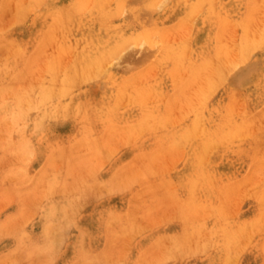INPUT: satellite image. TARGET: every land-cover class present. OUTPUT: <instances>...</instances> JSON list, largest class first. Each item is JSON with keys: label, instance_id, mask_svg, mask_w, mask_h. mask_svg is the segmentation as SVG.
<instances>
[{"label": "rangeland", "instance_id": "374dc122", "mask_svg": "<svg viewBox=\"0 0 264 264\" xmlns=\"http://www.w3.org/2000/svg\"><path fill=\"white\" fill-rule=\"evenodd\" d=\"M23 1L0 0V264H264V0Z\"/></svg>", "mask_w": 264, "mask_h": 264}, {"label": "bare ground", "instance_id": "6f19581e", "mask_svg": "<svg viewBox=\"0 0 264 264\" xmlns=\"http://www.w3.org/2000/svg\"><path fill=\"white\" fill-rule=\"evenodd\" d=\"M19 1H20V0H19ZM22 1H23V0H22ZM24 1H25V0H24ZM24 1H23V2H24ZM26 1H27V0H26ZM79 1H80V0H79ZM82 1H83V0H82ZM87 1H88V0H87ZM87 1H86V2H87ZM92 1H93V0H92ZM107 1H108V0H107ZM112 1H113V0H112ZM122 1H123V0H122ZM124 1L126 2V0H124ZM132 1H133V0H132ZM139 1H140V0H139ZM153 1H154V0H153ZM162 1H163V0H162ZM168 1H169V0H168ZM168 1H167V2H168ZM188 1H189V0H188ZM196 1H198V0H196ZM208 1H210V0H208ZM80 2H81V1H80ZM86 2H85V4H86ZM100 2L102 3L103 1L101 0ZM104 2H106V0H105ZM104 2H103V3H104ZM108 2H110V1H108ZM158 2H159V1H158ZM164 2H166V1H164ZM189 2H190V1H189ZM192 2H193V1H192ZM194 2H195V0H194ZM194 2H193V3H194ZM202 2H203V1H202ZM211 2H212V1H211ZM259 2H260V1H259ZM13 3H14V2H13ZM25 3H26V2H25ZM95 3H96V2H95ZM129 3H130V2H129ZM195 3H196V2H195ZM203 3H204V2H203ZM206 3H207V1H206ZM17 4H18V3H17ZM42 4H43V2H42ZM42 4H40V5H42ZM81 4H82V2H81ZM85 4H84V5H85ZM147 4H148V3H147ZM155 4H156V3H155ZM199 4H201V2H200ZM199 4H198V6H199ZM212 4H213V2L211 3V5H212ZM263 4H264V3H263ZM13 5H14V4H13ZM35 5H36V3H35ZM43 5H44V4H43ZM78 5H80V4H78ZM103 5H104V4H103ZM107 5H108V3H107ZM109 5H110V4H109ZM119 5H121V3H119ZM149 5H150V4H149ZM163 5H164V4H163ZM193 5H194L193 7H195L196 4H193ZM202 5H204V4H202ZM213 5H214V4H213ZM260 5H262V3H261ZM1 6H2V5H1ZM76 6H77V5H76ZM76 6H74V7H76ZM82 6H83V4H82ZM125 6H126V5H125ZM125 6H124V7H125ZM147 6H148V5H147ZM155 6H156V5H154L153 7L155 8ZM160 6H162L161 3H160ZM198 6H196V7L199 8L200 6H199V7H198ZM204 6H205V5H204ZM204 6H203V7H204ZM215 6H216V5H215ZM12 7H13V6H12ZM17 7L19 8L20 6L17 5ZM77 7H78V6H77ZM83 7H84V6H83ZM105 7H106V6H105ZM117 7H118V6H117ZM119 7H120V6H119ZM119 7H118V8H119ZM124 7H123V8H124ZM193 7H192V9L194 10ZM205 7H206V6H205ZM251 7H252V6H251ZM261 7H262V6H261ZM106 8H107V7H106ZM159 8H160V7H159ZM11 9H12V8H11ZM79 9H80V8H79ZM86 9H88V8H86ZM119 9H120V8H119ZM119 9H117V11H118ZM126 9H128V8H126ZM132 9H133V8H132ZM156 9H157V8H156ZM201 9H202V8H201ZM83 10H84V9H82V11H83ZM100 10H102V9H100ZM115 10H116V9H115ZM190 10H191V9H190ZM190 10H189V13L187 12V14H193V13H190ZM213 10H214V8H213ZM220 10H221V9H220ZM258 10H262V9H258ZM11 11H12V10H11ZM84 11H86V10H84ZM84 11H83V12H84ZM145 11H146V10H145ZM147 11H148V10H147ZM191 11H192V10H191ZM199 11H200V9H199ZM0 12H1V11H0ZM149 12H150V11H149ZM196 12H197V11H196ZM12 13H13V11H12ZM42 13H43V12H42ZM118 13H119V12H118ZM130 13H131V12H130ZM130 13H129V15H130ZM197 13H198V12H197ZM246 13H247V12H246ZM252 13H253V12H252ZM255 13H256V12H255ZM123 14H124V13H123ZM142 14H143V16L145 15V13H142ZM248 14H249V12H248ZM6 15H7V14H6ZM105 15H106V14H105ZM121 15H122V14H121ZM131 15H133V14H131ZM131 15H130V16H131ZM116 16H117V15H116ZM119 16H120V15H119ZM127 16H128V15H127ZM190 16H191V15H190ZM195 16H196V15H195ZM195 16H193V17L196 18ZM214 16H215V12H214ZM258 16H259V15H258ZM3 17H4V15H3ZM128 17H129V16H128ZM185 17H186V16H185ZM188 17H189V15H188ZM188 17H187V18H188ZM261 17H262V16H261ZM136 18H138V17H136ZM136 18H135V19H136ZM151 18H152V17H151ZM225 18H226V17H225ZM2 19H3V18H2ZM182 19H184V18H182ZM182 19H181V20H182ZM5 20H6V19H5ZM75 20H76V19H75ZM188 20H189V19H188ZM191 20H192V19H191ZM225 20H226V19H225ZM227 20H228V19H227ZM227 20H226V21H227ZM256 20H257V16H256ZM6 21H7V20H6ZM8 21H9V20H8ZM8 21H7L6 23H9ZM146 21H147V20H146ZM230 21H231V20H230ZM248 21H249V20H248ZM257 21H258V20H257ZM4 22H5V21H4ZM4 22L2 23L3 25H4ZM148 22H149V19H148ZM190 22H191V21H190ZM193 22H194V20H193ZM245 22H247V21L245 20ZM185 23H186V22H185ZM228 23H229V22H228ZM247 23H248V22H247ZM258 23H259V21H258ZM68 24H69V23H68ZM189 24H190V23H189ZM222 24H223V23H222ZM224 24H225V22H224ZM224 24H223V25H224ZM226 24H227V23H226ZM230 24H232V23H230ZM230 24H229L228 26H230ZM244 24H245V23H244ZM252 24L255 25L254 22H252ZM58 25H59V24H58ZM52 26H53V25H52ZM122 26H123V25H122ZM187 26H188V24H187ZM225 26H226V25H225ZM236 26H237V25H236ZM238 26H239V25H238ZM248 26H249V25H248ZM248 26H247L246 29H249ZM144 27H145V26H144ZM188 27H189V26H188ZM231 27H232V26H231ZM241 27H242V26H241ZM90 28H91V27H90ZM107 28H108V26H107ZM250 28H251V26H250ZM254 28H255V27H254ZM0 29H1V28H0ZM105 29H106V28H105ZM114 29H115V28H114ZM235 29H236V27H235ZM7 30H10V29H7ZM55 30H56V29H55ZM151 30H152V29H151ZM230 30H232V29H230ZM252 30H253V29H252ZM4 31H5V30H4ZM4 31H3V32H4ZM62 31H63V30H62ZM103 31H104V30H103ZM8 32H9V31H8ZM172 32H175V31H171V34H172ZM244 32H245V31H244ZM247 32H248V30H247ZM0 33H1V32H0ZM6 33H7V32H6ZM52 33H53V32H51V34H52ZM225 33H226V32H225ZM229 33H230V32H229ZM248 33H249V32H248ZM254 33H255V32H254ZM2 34H3V33H2ZM58 34H60V33H58ZM137 34H138V33H137ZM137 34H136V36H137ZM145 34H146V33H145ZM147 34H148V32H147ZM150 34L153 36V32L150 33ZM156 34H157V32H156ZM166 34H167V33H166ZM171 34H170V37H172ZM176 34H177V33H176ZM176 34H175V39L177 38V35H178V34H177V35H176ZM4 35H5V34H4ZM4 35H3V36H4ZM154 35H155V33H154ZM157 35H158V34H157ZM225 35H226V34H225ZM246 35H248V34H246ZM250 35H251V34H250ZM1 36H2V35H1ZM46 36H47V35H46ZM68 36H69V35H68ZM136 36H134V39H135ZM152 36H151V37H152ZM167 36H168V34H167ZM180 36H181V35H180ZM227 36H228V35H227ZM254 36H255V35H254ZM47 37H49V35H48ZM53 37H54V36H53ZM129 37H130V36H129ZM59 38H60V36H59ZM132 38H133V37H132ZM139 38H140V37H139ZM147 38H148V37H147ZM155 38H156V36H155ZM155 38H153V39L155 40ZM157 38H158V37H157ZM164 38H165V35H164ZM228 38H229V37H228ZM136 39H137V37H136ZM136 39H135V41H137ZM165 39H166V38H165ZM169 39H171V38H169ZM177 39H178V38H177ZM130 40H132L131 37H130ZM149 40H150V38H149ZM140 41H141V40H140ZM143 41H144V40H143ZM78 42H79V41H78ZM121 42H122V41H120V43H121ZM123 42H124V41H123ZM128 42H129V41H128ZM131 42H133V41H131ZM150 42H151V41H150ZM157 42H158V41H157ZM159 42H160V41H159ZM182 42H183V41H182ZM228 42H229V41H228ZM42 43H43V42H42ZM55 43H56V41H55ZM55 43H54V44H55ZM139 43H140V42L138 41V45H139ZM153 43H154V41H153ZM229 43H230V42H229ZM117 44H118V43H117ZM125 44H126V43H125ZM128 44H129V43H128ZM134 44H135V43H133V45H134ZM141 44H142V42H141ZM144 44H145V42H144ZM159 44H160V43H159ZM57 45H58V44H57ZM121 45H122V44H121ZM142 45H143V44H142ZM30 46H31V45H30ZM48 46H49V45H48ZM51 46H52V45H51ZM98 46H99V45H98ZM146 46H147V45H146ZM153 46H154V45H153ZM153 46H152V47H153ZM186 46H187V44H186ZM186 46H185V47H186ZM227 46L229 47V44H228ZM242 46H243V45H242ZM3 47H4V46H3ZM11 47H13V46L11 45ZM57 47H58V46H57ZM57 47H56V48L54 47L55 50L57 49ZM126 47H128V46H126ZM138 47H139V46H138ZM140 47L142 48V46H140ZM140 47H139V48H140ZM147 47H148V46H147ZM155 47H157V46L155 45V46L153 47V49H155ZM188 47H190V46H188ZM222 47H223V45H222ZM234 47H235V46H234ZM245 47H246V46H245ZM6 48H7V47H6ZM87 48H88V47H87ZM100 48H101V47H100ZM131 48H132V47H131ZM131 48H129V49H131ZM150 48H151V47H150ZM175 48H176V47H175ZM232 48H233V47H232ZM243 48H244V46L242 47V49H243ZM8 49H9V48H7V50H8ZM15 49H16V48H15ZM44 49H45V48H44ZM58 49H59V48H58ZM125 49L127 50L128 48H125ZM129 49H128V50H129ZM133 49H136L135 46H134ZM151 49H152V48H151ZM151 49H150V50H151ZM153 49H152V50H153ZM176 49H177V48H176ZM223 49H224V48H223ZM50 50L52 51L53 49H50ZM60 50H61V49H60ZM142 50H143V49H142ZM155 50H157V49H155ZM155 50H153V52H154ZM173 50H174V49H173ZM188 50H189V49H188ZM237 50H238V48H237V46H236V50L234 49V51H233V50H229V51H233V52H235V51H237ZM246 50H247V49H246ZM51 51H50V53H51ZM58 51H59V50H58ZM114 51H115V50H114ZM123 51H124V50H123ZM229 51H228V55H229ZM11 52H13V51H11ZM20 52H21V51H20ZM56 52H57V50H56ZM59 52H61V51H59ZM111 52H113V50H112ZM150 52H151V51H150ZM187 52L189 53V51H187ZM218 52H219V51H218ZM233 52H230V54L233 53ZM15 53H16V50H15ZM62 53H63V52H62ZM74 53H75V52H74ZM114 53L116 54V52H114ZM114 53H113V54H114ZM131 53H132V50H131ZM142 53H143V52H142ZM147 53H148V52H145V54H147ZM225 53H226V52H225ZM242 53H243V52H242ZM0 54H2V53H0ZM4 54L6 55V52H4ZM12 54H13V53H12ZM56 54H59V53H56ZM56 54H55V55H56ZM111 54H112V53H111ZM113 54H112V57H113ZM115 54H114V56H115ZM169 54H170V53H169ZM226 54H227V53H226ZM9 55H10V54H9ZM66 55H67V54H66ZM102 55H103V54H102ZM138 55H139V54H138ZM141 55H142V54H141ZM154 55H155V54H154ZM185 55H186V54H185ZM185 55H184V56H185ZM228 55H227V56H228ZM234 55H235V56H236V55L238 56V54H234ZM234 55H233V56H234ZM1 56H2V55H1ZM43 56H44V55H43ZM43 56H42V57H43ZM57 56L61 58V55H57ZM69 56H70V55H69ZM69 56H68V57H69ZM182 56H183V55H182ZM182 56H181V57H182ZM184 56H183V57H184ZM222 56H223V53H222ZM233 56L229 55V58H230V57H233ZM68 57H67V58H68ZM107 57H108V56H107ZM134 57H135V56L133 55V58H134ZM136 57H137V56H136ZM38 58H39V57H38ZM38 58H37V59H38ZM147 58H148V57H147ZM222 58H223V57H222ZM40 59H41V58H40ZM134 59H135V58H134ZM148 59H149V58H148ZM161 59H162V57H161ZM171 59H172V58H171ZM185 59H186V57H185ZM224 59H225V58H224ZM56 60H57V59H56ZM68 60H69V58H68ZM112 60H113V58H112ZM112 60H111V61H112ZM213 60H214V59H213ZM217 60H218V59H217ZM230 60L233 61L234 58H233V59L230 58ZM230 60H229V61H230ZM109 61H110V60H109ZM159 61H160V60H159ZM170 61H171V60H170ZM186 61H187V60H186ZM210 61H211V60H210ZM210 61H209V64H211ZM1 62H2V61H1ZM64 62H66V60H65ZM67 62H68V61H67ZM112 62H113V61H112ZM168 62H169V61H168ZM212 62H213V61H212ZM7 63H8V61H7ZM49 63H51V62H49ZM60 63H61V61H60ZM62 63H63V62H62ZM98 63H99V62H98ZM110 63H111V62H110ZM115 63H116V62H115ZM115 63H114V64H115ZM140 63H141V62H140ZM140 63H138V64H140ZM164 63H165V62H164ZM183 63H184V62H183ZM202 63H203V61H202ZM202 63L200 64L201 67H202ZM205 63H206V62H205ZM205 63H203V64H205ZM213 63H214V62H213ZM224 63H225V62H224ZM224 63H223V64L220 63V64L223 65V66L227 65V63H225V65H224ZM0 64H1V63H0ZM37 64H38V63H37ZM47 64H48V62H47ZM101 64H102V63H101ZM108 64H109V63H108ZM215 64H216V63H215ZM8 65H9V64H8ZM39 65H40V62H39ZM41 65H42V64H41ZM41 65H40V66H41ZM59 65H60V64H59ZM103 65H104V64H103ZM106 65H107V64H106ZM110 65H112V64H110ZM189 65H190V64H189ZM205 65H206V64H205ZM233 65L235 66L236 64H233ZM43 66H44V65H42V67H43ZM49 66H50V64H49ZM55 66H57V62H56V65H55ZM61 66H62V65H61ZM100 66H101V65H100ZM223 66H222V67H223ZM3 67H4V66H3ZM53 67H54V66H53ZM86 67H88V66L86 65ZM94 67H95V66H94ZM102 67H103V66H102ZM111 67H112V66H111ZM164 67H165V65H164ZM178 67H180V65H179ZM209 67H210V66H209ZM215 67H219V66H215ZM57 68H58V67H57ZM108 68H109V67H108ZM148 68H149V67H148ZM148 68H147V69H148ZM154 68H155V67H154ZM202 68H203V67H202ZM4 69H5V67H4ZM61 69H62V68H61ZM68 69H69V68H68ZM68 69H67V70H68ZM93 69H94V68H93ZM102 69H103V68H102ZM149 69H150V68H149ZM155 69H156V68H155ZM181 69H182V68H181ZM206 69H207V67H206ZM215 69H217V68H215ZM219 69H220V68H219ZM219 69H218V70H219ZM220 70H221V69H220ZM1 71H2V70H1ZM6 71H7V70H6ZM8 71H9V70H8ZM34 71H36V70L34 69ZM37 71H38V70H37ZM70 71H71V70H70ZM90 71H91V70H90ZM107 71H108V70H107ZM150 71H151V70H150ZM199 71H201V70H199ZM208 71H209V70H208ZM211 71L214 72L215 70H213V68H212ZM41 72H42V71H41ZM60 72H61V71H60ZM161 72H162V71H161ZM209 72H210V71H209ZM212 72H211V75H212ZM26 73H27V72H26ZM39 73H40V72H39ZM76 73H77V72H76ZM90 73H91V72H90ZM145 73H146V72H145ZM170 73H171V72H170ZM207 73H208V72H207ZM220 73H221V72H220ZM220 73L218 74V75H219V78H220ZM232 73H233V72H232ZM8 74L10 75V72H9ZM36 74H38V72H36ZM61 74H62V73H61ZM67 74H68V73H67ZM67 74H65V75L67 76ZM82 74H84V73H82ZM171 74H172V73H171ZM177 74H178V73H177ZM177 74H176V75H177ZM208 74L210 75V73H208ZM228 74H229V72H228ZM228 74H227V75H228ZM69 75H70V74H69ZM102 75H103V74H102ZM135 75H137V74H135ZM149 75H150V74H149ZM149 75H148V77H149ZM211 75H210V76H211ZM227 75H226V76H227ZM172 76H173V75H172ZM194 76H195V75H194ZM205 76H206V74H205ZM210 76H209V77H210ZM228 76H230V75H228ZM231 76H232V75H231ZM135 77H136V76H135ZM138 77H139V76H138ZM213 77H215V78H212V77L208 78V77H207V79L204 78V80H205V81L207 80V83H208V79H210V80L212 79L213 82H214V80L216 79V75L213 76ZM25 78H27V77H24V79H25ZM57 78H58V77H57ZM29 79L31 80V78H29ZM182 79H183V78H182ZM33 80H34V79H33ZM141 80H142V79H141ZM167 80H168V79H167ZM172 80H173V79H172ZM198 80H199V79H198ZM198 80H197V81H198ZM212 80H211V81H212ZM216 80L218 81V78H217ZM216 80H215V82H216ZM54 81H56V80H54ZM112 81H113V80H112ZM142 81H143V80H142ZM173 81H175V80H173ZM205 81H204V82H205ZM34 82H35V81H34ZM56 82H57V81H56ZM56 82H55V83H56ZM58 82H59V80H58ZM204 82H203V87H204L205 84H206V83H204ZM213 82H211L212 85H213ZM215 82H214V84H215ZM15 83H16V81H15ZM26 83H27V82H25V84H26ZM162 83H163V82H162ZM216 83H217V82H216ZM20 84H21V83H20ZM35 84H36V83H35ZM208 84L210 85V83H208ZM218 84H219V82H218ZM22 85H23V84H22ZM29 85H30V84H29ZM42 85H43V84H42ZM53 86H54V85H53ZM215 86H216V85H215ZM215 86L213 87V89H215ZM25 87H27V85H26ZM112 87H113V86H112ZM28 88H29V87H28ZM53 88H54V87H53ZM55 88H56V86H55ZM187 88H188V87H187ZM208 88H209V87H208ZM217 88H219V86H218ZM202 89H204V88H202ZM211 89H212V87H211L209 90L211 91ZM213 89H212V90H213ZM188 90H189V89H188ZM209 90H206V92H208V93L205 92V93L203 94V97H206L207 94L210 95V94L212 93V91H211V93H210ZM215 90H216V89H215ZM28 91H29V89H28ZM147 91H148V90H147ZM147 91H146V92H147ZM148 92H149V91H148ZM194 92H195V91H194ZM194 92H192V93H194ZM202 92H203V91H202ZM8 93H9V92H8ZM12 93H13V92H12ZM12 93H11V94H12ZM6 94H7V93H6ZM140 94H141V93H140ZM188 94H189V93H188ZM188 94H187L186 96H188ZM194 94H195V93H194ZM29 95H32V94L29 93ZM156 95H157V94H156ZM204 95H205V96H204ZM5 96H6V95H5ZM5 96H4V97H5ZM189 96L191 97V95H189ZM26 97H28V95H27ZM142 97H143V96H142ZM6 98H7V97H6ZM154 98H155V97H154ZM186 98H187V97H186ZM188 98H189V97H188ZM191 98H194V99L197 98V99H199V98H201V97H199V98H198V97H196V98H195V97H191ZM21 99H22V98H21ZM183 99H184V98H183ZM194 99H193V101H195ZM197 99H196V101H198ZM9 100H10V99H9ZM52 100H53V99H52ZM201 100L204 101L205 98H204V99L201 98ZM208 100H209V99H208ZM1 101H2V100H1ZM21 101H22V100H21ZM23 101H24V100H23ZM23 101H22L21 104H23ZM189 101H190V100H189ZM196 101H195V103H196ZM191 102H192V101H191ZM70 103H71V102H70ZM199 103H200V102H199ZM8 104H9V103H8ZM170 104H171V103H170ZM191 104H193V103H191ZM121 105H122V104H121ZM188 105H189V104H187V106H188ZM194 105H195V104H193L192 106H194ZM3 106H4V105H3ZM10 106H11V105H10ZM184 106H185V105H184ZM7 107H9V106H7ZM21 107H22V106H21ZM24 107H25V106H24ZM195 108H196V106H195ZM195 108H194V109H195ZM186 109H187V108H186ZM59 110H61V109H59ZM170 112H171V111H170ZM170 114H171V113H170ZM15 115H16V114H15ZM68 115H69V114H68ZM170 117H171V115H170ZM201 118H202V117H201ZM195 119H196V118H195ZM6 121H7V120H6ZM43 121H44V120H43ZM198 121H201V120H198ZM10 123H11V121H10ZM10 123H9V124H10ZM198 124H199V123H198ZM200 124H201V123H200ZM253 124H254V123H253ZM193 125H194V124H193ZM196 125H197V124H196ZM20 127H21V126H20ZM199 127H201V126H199ZM193 129H194V128H193ZM195 129H196V128H195ZM198 129H199V128H198ZM236 130H237V129H236ZM14 131H15V130H14ZM195 131H196V130H195ZM8 132H9V131H8ZM2 133H3V132H2ZM190 133H191V132H190ZM5 134H6V133H5ZM13 134H14V133H13ZM3 136H4V135H3ZM7 141H8V139H7ZM1 143H2V142H1ZM3 143H4V142H3ZM5 144H6V143H5ZM2 145H3V144H2ZM3 146H4V145H3ZM28 146H29V145H28ZM177 149H178V148H177ZM105 150H106V149H105ZM14 151H15V150H14ZM163 151H164V150H163ZM24 169H25V168H24ZM24 172H26V171H24ZM28 174H29V173H28ZM6 180H7V179H6ZM44 181H45V180H44ZM213 182H214V181H213ZM259 182H260V180H259ZM79 184H80V183H79ZM42 185H43V183H42ZM42 185H41V186H42ZM196 185H197V184H196ZM241 191H242V190H241ZM52 206H53V205H52ZM69 207H70V206H69ZM194 207H195V206H194ZM55 208H56V207H55ZM57 208H58V207H57ZM57 208H56V209H57ZM215 209H216V208H215ZM52 211H53V210H52ZM25 213H26V212H25ZM13 216H14V215H13ZM92 221H93V220H92ZM109 222H110V221H109ZM51 223H52V222H51ZM141 223H142V222H141ZM84 229H85V228H84ZM203 229H204V228H203ZM122 230H123V229H122ZM134 230H136V229H134ZM90 231H91V230H90ZM199 233H201V230H200ZM206 234H207V233H206ZM185 235H186V234H185ZM187 235H189V233H188ZM187 235H186V236H187ZM236 235H237V234H236ZM163 236H164V235H163ZM200 236H201V235H200ZM144 237H145V236H144ZM230 237H231V236H230ZM186 238H187V237H186ZM190 238H191V237H190ZM190 238H187V239L190 240ZM163 239H165V237H164ZM191 239H193V238H191ZM202 239H203V238H202ZM160 240H161V239H160ZM187 241H188V240H187ZM49 242H51V241H49ZM168 243H169V242H168ZM192 243H193V242H192ZM192 243H191V244H192ZM48 244H49V243H48ZM236 244H237V243H236ZM159 245H160V244H159ZM184 245H185V244H184ZM196 245H197V244H196ZM126 249H127V248H126ZM176 252H177V251H176ZM169 256H170V255H169ZM97 258H98V257H97ZM169 258H170V257H169ZM98 259H99V258H98ZM121 260H122V259H121ZM204 260H205V259H204ZM230 262H231V261H230ZM97 263H98V262H97Z\"/></svg>", "mask_w": 264, "mask_h": 264}]
</instances>
